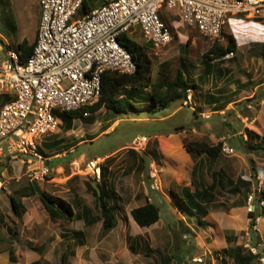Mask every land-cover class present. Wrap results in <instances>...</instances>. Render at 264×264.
<instances>
[{
	"label": "rangeland",
	"instance_id": "1",
	"mask_svg": "<svg viewBox=\"0 0 264 264\" xmlns=\"http://www.w3.org/2000/svg\"><path fill=\"white\" fill-rule=\"evenodd\" d=\"M87 1L94 8L104 0ZM163 13L174 37L165 47L147 49L153 62L151 77L156 79L165 69L172 75L183 69L200 89L189 92L191 99L173 101L160 111L149 103H137L131 114L117 119L104 108L76 119L56 108L58 133L37 141L49 157L50 176L32 180L21 155L0 164V180L6 184L0 201L4 217L0 250L13 244L22 249L35 246L51 258L41 264H60L65 252L71 264H234L230 249L242 246L246 254L252 246L264 249V219L259 217L252 229L247 207L249 194L264 192V17L229 16L218 42L226 45L234 38L238 51L230 59L204 62L214 40L179 17L168 18L165 8ZM40 15L39 0H0L1 53L24 39L33 43ZM128 35L142 45L147 42L140 29ZM6 97L0 94V110ZM137 135L148 137L145 148L133 147ZM189 141L211 145L222 141L234 152H222L214 161L188 153ZM0 143L8 146L6 140ZM98 157L101 174L107 170L106 184L113 191L111 204L118 220L106 234L97 197L89 188L96 189L102 181L87 168ZM220 178L214 198L205 203L208 214H201L202 223L175 192L208 188ZM31 183L70 204L71 220H52L39 194L22 198L26 212L19 219L10 195ZM147 202L160 206V219L140 227L131 210Z\"/></svg>",
	"mask_w": 264,
	"mask_h": 264
},
{
	"label": "built area",
	"instance_id": "2",
	"mask_svg": "<svg viewBox=\"0 0 264 264\" xmlns=\"http://www.w3.org/2000/svg\"><path fill=\"white\" fill-rule=\"evenodd\" d=\"M84 0H39L41 15L31 55L24 62L21 51H0V94L7 102L0 110V164L22 156L32 180L50 176L49 157L40 150L38 140L58 133L60 123L54 115L92 106L102 94V76L107 70L132 74L137 60L121 40L132 29H140L154 47H165L173 40L165 20L179 17L209 39L221 40L226 20L231 15L264 17V0H104L80 16ZM163 13V15H162ZM221 37V39H220ZM234 52L223 58L230 59ZM189 99L192 95L189 94ZM90 112L84 113L88 115ZM147 136L133 139V147L143 149ZM224 153L234 149L223 145ZM101 159L87 164L94 178H101ZM263 186V182H260ZM6 189L0 180L1 192ZM248 211L264 208L262 190L248 196ZM264 264V249L252 246Z\"/></svg>",
	"mask_w": 264,
	"mask_h": 264
},
{
	"label": "trees",
	"instance_id": "3",
	"mask_svg": "<svg viewBox=\"0 0 264 264\" xmlns=\"http://www.w3.org/2000/svg\"><path fill=\"white\" fill-rule=\"evenodd\" d=\"M91 9V4H89L87 0H84L79 15L83 16L90 12ZM256 21L261 20L256 19ZM121 40L126 43L134 53V57L137 60L136 71L132 74L122 73L117 70L105 71L102 76V94L98 102L80 110L65 111L70 118L76 119L83 116L84 113H94L104 108L106 113H109L112 119H117L119 116H122V114H131L133 110L137 109V103H149L151 109L160 111L168 108L173 101H186L191 90L197 91L200 89V86L196 82L191 81L188 74L183 69H178L175 75H172L173 73L169 69H165L159 73V76L156 79H153L151 77L153 62L147 51V49L153 47V44L147 41L145 45H142L126 34L122 35ZM35 41L36 37L33 43H29L28 40L24 39L19 42L15 48L8 45L4 50L5 52L9 49L20 50L21 59L25 62L33 51ZM218 41L219 40L214 41L212 46L204 53V62H208L207 60L212 61L218 58H223L229 52H234L236 54L238 51V46L234 38H230V41L226 45H222ZM187 44H189V42ZM208 72L209 71L205 69L204 76H207ZM134 90H136L138 94L133 95ZM146 90L149 91L146 93ZM71 127L72 124L70 122L68 123L67 129H70ZM249 139L250 136L248 140ZM57 143H60V141ZM223 145L224 143L222 141L216 145H211L206 141H189L185 145V148L188 153L194 156L199 157L205 155L211 160L216 161L222 154ZM106 173V168H103L101 174L102 181L98 184L96 189L89 186L92 193L97 197L103 232L105 234L118 225L116 210L111 204L113 191L109 189L106 184ZM216 182L222 183V179L220 178L218 181L214 180L208 188L199 189L196 187L193 191L191 188L184 187L182 188L181 193L175 192V195L182 200V204L187 207L191 214L197 215L202 223L205 222L202 220L201 214H208L205 203L214 198L212 191H214L217 186ZM35 194H39L40 199L52 220H71L74 212L70 204L47 192L39 191L36 185L32 183L20 187L10 195L12 211L19 219H22L23 214L26 212V206L22 201V198L30 197ZM262 195L264 197V192ZM131 215L140 227H149L159 221L160 206L154 202H147L143 206L133 208L131 210ZM249 215L251 217V227L253 229L257 224V219L259 217H264V208L259 212L257 210L250 212ZM0 218V221L3 222L4 217L0 215ZM229 255L234 260V264H253L259 256V254H254L252 251L246 254L242 246L230 249ZM61 264H71L69 262V255L66 252L63 253L61 257ZM163 264L168 263L164 262Z\"/></svg>",
	"mask_w": 264,
	"mask_h": 264
},
{
	"label": "crops",
	"instance_id": "4",
	"mask_svg": "<svg viewBox=\"0 0 264 264\" xmlns=\"http://www.w3.org/2000/svg\"><path fill=\"white\" fill-rule=\"evenodd\" d=\"M260 219L262 220L264 217H261ZM20 247L17 246L15 248L13 244L11 249H1L0 262L2 264H41L42 261H50L51 259L41 254L39 249L35 246H30L29 249H22Z\"/></svg>",
	"mask_w": 264,
	"mask_h": 264
},
{
	"label": "clouds",
	"instance_id": "5",
	"mask_svg": "<svg viewBox=\"0 0 264 264\" xmlns=\"http://www.w3.org/2000/svg\"><path fill=\"white\" fill-rule=\"evenodd\" d=\"M222 152H223V151H222ZM98 158H100V157H98ZM100 159H101V158H100ZM258 209H260V208H258ZM258 209H257V210H258ZM262 209H263V208H262ZM257 247H258V246H257Z\"/></svg>",
	"mask_w": 264,
	"mask_h": 264
}]
</instances>
